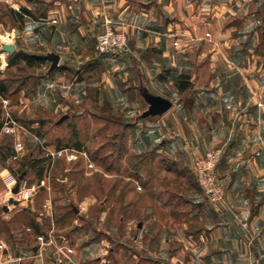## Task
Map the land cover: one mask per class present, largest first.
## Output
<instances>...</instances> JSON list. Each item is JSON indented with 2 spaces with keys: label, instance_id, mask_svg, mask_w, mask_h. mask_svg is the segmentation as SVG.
<instances>
[{
  "label": "crops",
  "instance_id": "1",
  "mask_svg": "<svg viewBox=\"0 0 264 264\" xmlns=\"http://www.w3.org/2000/svg\"><path fill=\"white\" fill-rule=\"evenodd\" d=\"M2 5L16 12L9 11L11 29L0 28V37L2 30L8 34L1 40L0 70L19 52L41 59L27 66L15 93L0 97L15 112L59 113L56 124L71 128L74 139L52 140L38 130L49 119L30 117L23 125L27 145L21 141L4 153L25 162V169L13 185L6 178L14 169L0 170V264H116V248L108 247L113 241L143 264H264V0H0ZM22 8L32 15L22 19ZM107 20L127 32L131 53L97 51L96 35ZM5 42L15 50H4ZM183 72L192 83L180 90ZM85 117L92 129L120 130L123 150L138 159L132 169L142 192L137 200L124 197L119 220L123 224L135 204L142 218L131 216L124 232L112 218V200L100 202L93 216L94 193L78 204L66 194L55 196L71 178L66 168L63 186L52 185L59 159L93 162L81 155L86 150L77 129ZM216 146L224 151L218 203L194 177L195 156ZM58 149L62 154H53ZM145 194L153 202H143ZM175 210L181 217L166 219Z\"/></svg>",
  "mask_w": 264,
  "mask_h": 264
},
{
  "label": "rangeland",
  "instance_id": "2",
  "mask_svg": "<svg viewBox=\"0 0 264 264\" xmlns=\"http://www.w3.org/2000/svg\"><path fill=\"white\" fill-rule=\"evenodd\" d=\"M0 22L3 24H0V28L4 26L9 27V29H11V16L8 7H6L5 5H2L0 8ZM2 31L3 36L0 37V48L2 47L1 40L5 38L4 35H8L4 30ZM130 47L131 50L129 53H131L133 50L131 44ZM1 58L2 57H0V59ZM1 65L2 61H0V68ZM0 71L4 75L3 78H8L11 80V87L18 86L21 80L25 78L26 74L30 72L25 64L12 67L6 66L3 67V69H1ZM15 100H18V97H16ZM10 105V100H4L3 98H0V122H3L2 126H0V170L2 169L3 165H10V167L14 169L15 175L17 174L16 178L18 180L21 171L25 169V165H20L18 163V160L15 159L16 156H14L13 160H7L8 158L4 157V153L7 151V147L10 148L12 145L16 144L17 147H20L18 143L21 141L23 143H26L27 145L26 139H28L30 133H28V130L23 125L26 121H29L30 117L49 119V122H51L49 124L50 126L47 125L42 129L38 127V130H40V132L48 133L47 136H49V138H52V140H54V138L56 139L57 136H64V138L66 139L73 140L74 133L71 128L63 129L62 125L56 124V120L60 118L59 113L53 114L41 110L33 111L31 113H25L19 110L15 112L12 111ZM10 118H14L19 125H17L14 131L7 132L5 131L3 126L5 125V122H7ZM88 120L89 119L87 117L83 118V120L79 123V128L77 130L78 136L81 138V141L84 145V149L86 150V155L85 153L81 155L83 156V159H87V156L92 157L93 162L88 159L87 161L84 160L83 162L80 159L76 162L65 163L64 161L59 159L60 162L59 164H57V167H55L56 170H53V172L55 171V173H57V178L55 177V179L52 181V185L57 188L63 186L61 185L60 181L62 179H65L64 177H62V175L64 169L66 168L71 170H68V172H71V178L66 181V186L68 187H64L65 190H62V192L60 193L56 192L55 196H61L63 194H66V196H68L67 200H74L76 204H78L80 203V201H82L79 197H84L85 195L94 193L93 195H95L97 199L95 205L93 204V208L91 209V213H93V216L96 215L98 208L101 206L100 202L105 199L112 200L113 202H115L112 218L115 223L118 224L119 222L120 232H124V228H129V218L131 216L136 217L137 219H139L140 216L142 218V210H140L139 206L135 204V207L132 209L130 215L128 214V218H126L127 220L123 224L119 220V217L122 213L121 206L123 204L124 197L126 196L127 200H137L138 194H141L142 192L143 184L139 183L136 171L132 169L133 164L136 163L138 159L136 155L132 153L131 150H129L128 152H126L127 150H123L126 148V146L125 141H123L120 135V130H116L115 127L114 129H105V127L92 129ZM115 132H119L118 136H116L117 140H110V138L113 137V134ZM26 147L23 149V151L27 150ZM211 148L221 147L216 146ZM106 171L109 172V175H107ZM130 174L133 175L131 176ZM194 177H196V175ZM165 179L167 180V178ZM180 179L181 178H177V184H179V187L183 184V181H179ZM72 187L75 188L72 190ZM112 187H114L113 192H111ZM65 200H61L59 203L62 204V202H65ZM142 201L145 203H150L153 202V199L150 195L145 194ZM143 215H146L145 212H143ZM170 216L175 218L181 217L177 210L172 211V213L167 211V214H165L166 219L167 217L170 219ZM131 226L132 231L136 232V226L133 224ZM102 234H104V230ZM108 244V247L110 245H113L116 248V251L114 253V260L116 264H143L141 262L142 258H136V261H133V257H129L127 254H124L122 252V244L120 242L113 241L109 242ZM147 246H150L152 248V242L147 241Z\"/></svg>",
  "mask_w": 264,
  "mask_h": 264
},
{
  "label": "built area",
  "instance_id": "3",
  "mask_svg": "<svg viewBox=\"0 0 264 264\" xmlns=\"http://www.w3.org/2000/svg\"><path fill=\"white\" fill-rule=\"evenodd\" d=\"M95 47L100 54L125 55L131 50L127 32L117 28L111 20H107L105 27L96 35ZM17 125L18 122L10 118L3 127L5 131L11 132ZM18 145H21V142ZM62 152L63 149H58L53 154L60 155ZM223 153L221 148H211L194 158V173L197 181L206 197L214 203L220 202L224 196L218 174V165L223 159ZM6 181L8 185H13L17 181L16 175L10 174Z\"/></svg>",
  "mask_w": 264,
  "mask_h": 264
},
{
  "label": "trees",
  "instance_id": "4",
  "mask_svg": "<svg viewBox=\"0 0 264 264\" xmlns=\"http://www.w3.org/2000/svg\"><path fill=\"white\" fill-rule=\"evenodd\" d=\"M9 11L13 14L16 12L13 8H11ZM18 14L23 19L25 14L32 15V12L28 8H22L20 10V13L18 12ZM40 59L41 58L38 55H31V54H26L24 52H19V53L14 54L13 57L10 59V61L8 63V67L21 65L24 63L26 66H34V65H36V63ZM0 73H1V71H0ZM23 80L24 79L21 80V82L18 86L11 87V80L10 79L0 78V94L10 95V92L15 93L17 91L18 87L24 83V82H22ZM191 83H192V81H191L190 74L184 73V72L180 73L178 80H177V84H178V87L180 90L188 89L191 86ZM0 98H2V97H0ZM2 124H3V122H0V126H2ZM7 149L10 150L9 147H7ZM24 164H25V162L22 163V165H24Z\"/></svg>",
  "mask_w": 264,
  "mask_h": 264
},
{
  "label": "water",
  "instance_id": "5",
  "mask_svg": "<svg viewBox=\"0 0 264 264\" xmlns=\"http://www.w3.org/2000/svg\"><path fill=\"white\" fill-rule=\"evenodd\" d=\"M3 49L7 50L9 52H13L15 50V45L12 42H5L3 44ZM57 61L55 60V63H57ZM152 101H153V103L155 102V103L159 104V106H163V107H165L168 104L167 100L162 99V98H153ZM20 177L22 178L23 175H21ZM19 187H20V183L18 182L17 185L14 188V191L18 192L19 191Z\"/></svg>",
  "mask_w": 264,
  "mask_h": 264
}]
</instances>
